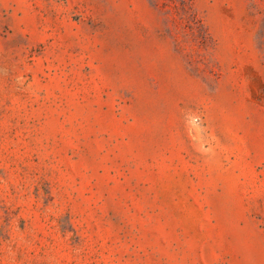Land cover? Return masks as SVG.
Returning <instances> with one entry per match:
<instances>
[{
  "label": "rangeland",
  "instance_id": "374dc122",
  "mask_svg": "<svg viewBox=\"0 0 264 264\" xmlns=\"http://www.w3.org/2000/svg\"><path fill=\"white\" fill-rule=\"evenodd\" d=\"M0 264H264V0H0Z\"/></svg>",
  "mask_w": 264,
  "mask_h": 264
}]
</instances>
